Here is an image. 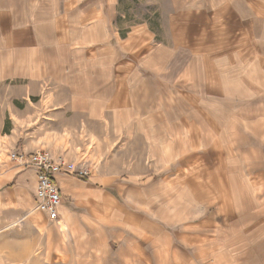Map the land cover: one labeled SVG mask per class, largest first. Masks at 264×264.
<instances>
[{"label":"crops","instance_id":"crops-1","mask_svg":"<svg viewBox=\"0 0 264 264\" xmlns=\"http://www.w3.org/2000/svg\"><path fill=\"white\" fill-rule=\"evenodd\" d=\"M167 4L147 41L113 29L101 0H0V212L24 217L36 201V169L4 153L44 149L91 170L54 176V264H149L143 234L165 239L143 212L163 196L157 170L179 163L197 183L191 212L213 194L210 213L235 221L223 237L214 214L197 218L186 252L165 260L264 264V0Z\"/></svg>","mask_w":264,"mask_h":264},{"label":"rangeland","instance_id":"rangeland-1","mask_svg":"<svg viewBox=\"0 0 264 264\" xmlns=\"http://www.w3.org/2000/svg\"><path fill=\"white\" fill-rule=\"evenodd\" d=\"M101 2L105 13L110 15L113 29L119 30L123 35L124 32H131L130 37L134 34L140 35L144 30L147 33L143 32L142 35L147 41H150V28L158 34L162 31V25L165 22L161 15L168 7L169 0H101ZM8 159L9 154L7 153L1 157L2 162ZM181 166L182 164L179 163L172 166L170 171L168 169V176L165 170H157L158 174L155 176L156 182H158L157 192L162 193L163 196H160L156 202L155 213L143 212L158 223L159 228L163 230V234H159V236L165 239H159L156 244H149L143 234L142 252L151 255V260L147 261L149 264H179L176 261H171L173 257H170V261L165 260V256L186 252L187 248L183 238L185 235H190L192 238L195 236L196 230L189 225L197 221V218L215 215V221L218 222L216 223L218 233L214 235V230H212L211 234H207V236L228 237L235 221L229 213H210L219 206V200L216 199L220 197L213 194H211L212 200L210 198L211 203L207 205V211L204 214L199 215V211L191 212L195 207L190 206V203L187 202L186 192H193L197 183L192 184L193 182L188 180L189 174ZM171 172L172 175H170ZM165 176H167V180ZM195 190L197 191V189ZM246 199L248 200L247 196L242 198L244 208L250 204H245ZM35 205L24 217L20 218L10 217L6 212H0V264H54V261L45 259V252L48 251L47 243L52 240L53 234H48L43 229L48 220L43 213L35 210ZM199 207L196 204L195 209H199ZM241 216L243 220V222L240 221L241 223L245 224L247 220L251 221L252 214L243 213ZM189 249L190 253H193L196 252L197 247L189 246Z\"/></svg>","mask_w":264,"mask_h":264},{"label":"built area","instance_id":"built-area-1","mask_svg":"<svg viewBox=\"0 0 264 264\" xmlns=\"http://www.w3.org/2000/svg\"><path fill=\"white\" fill-rule=\"evenodd\" d=\"M9 159L17 162L22 167L36 169V201L35 210L47 215L49 220L59 217V207L62 203L60 188L54 176L58 173L87 178L91 170L81 168L63 157H53L48 151L39 149L33 152H11Z\"/></svg>","mask_w":264,"mask_h":264}]
</instances>
